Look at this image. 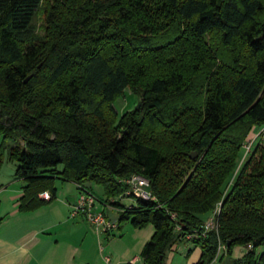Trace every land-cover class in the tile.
Returning <instances> with one entry per match:
<instances>
[{
    "label": "trees",
    "instance_id": "trees-1",
    "mask_svg": "<svg viewBox=\"0 0 264 264\" xmlns=\"http://www.w3.org/2000/svg\"><path fill=\"white\" fill-rule=\"evenodd\" d=\"M45 1L0 0V168L17 162L20 209L47 203L46 189L54 198L57 178L95 183L108 200L133 199L118 225L155 226L145 264H165L185 239L201 249L194 264H211L223 245L219 264H264V139L224 191L264 127V0H59L42 37ZM172 24L183 25L175 40L151 44ZM211 31L233 62L198 79ZM127 88L141 106L119 116ZM133 175L149 180L151 197L131 191ZM235 246L246 253L234 258Z\"/></svg>",
    "mask_w": 264,
    "mask_h": 264
},
{
    "label": "crops",
    "instance_id": "crops-1",
    "mask_svg": "<svg viewBox=\"0 0 264 264\" xmlns=\"http://www.w3.org/2000/svg\"><path fill=\"white\" fill-rule=\"evenodd\" d=\"M14 164L6 157L0 168V264H145L141 254L154 235L153 224L135 227L123 220L117 229L104 232L84 216L72 215L80 188L62 178L56 179L53 199L37 208L21 210L26 181L16 177ZM88 186L94 193L99 187L96 208L108 218L118 221L120 205L133 202L129 197L108 200L103 186ZM183 242L188 243L185 250L189 264L196 263L201 249L192 241H175L171 249L178 250Z\"/></svg>",
    "mask_w": 264,
    "mask_h": 264
},
{
    "label": "rangeland",
    "instance_id": "rangeland-1",
    "mask_svg": "<svg viewBox=\"0 0 264 264\" xmlns=\"http://www.w3.org/2000/svg\"><path fill=\"white\" fill-rule=\"evenodd\" d=\"M59 2V0H46L43 3V6L38 14V16L35 19V25L37 27V32L42 37L47 36V30L45 28V12L46 7L51 5L52 2ZM76 1V0H71ZM176 25V26H175ZM175 26V27H174ZM183 25L179 24H172L167 30H163L160 32V37L153 39V42L151 44H164L166 42H170L175 40L183 30ZM213 31V30H212ZM209 32L206 35V48L207 53L204 56V66L201 67L199 70H197L193 65L191 64V70H197V72L193 75L198 76V79L206 77V74H214L217 69H219V64H228L233 62V52L229 48L225 47L220 39L217 32ZM189 55L192 56V52H188ZM190 56H187L189 58ZM192 59V58H191ZM201 87H203L202 82H200ZM141 101L140 96H138L132 88L125 89L124 93L119 95L114 100V106L116 110L118 111L119 116H122L126 111L131 110L137 106V104ZM264 139V127H255L249 136L247 137V140L245 144L243 145L241 149V155L237 161V168L235 172L230 176V178L227 181V184L225 185V193H228L230 190L232 184L235 182L240 168L243 166V164L248 160L251 153L255 149L258 143L261 142V140ZM14 162V161H13ZM14 165H17V162H15ZM99 185V184H97ZM97 189H95V194H99L98 186H96ZM98 196V195H97ZM100 196V195H99ZM121 201V200H120ZM127 204H129V200L126 201ZM134 202V201H133ZM132 202V203H133ZM125 204V203H124ZM207 222L209 223H215V219L213 218V213L210 215L204 216ZM188 243L183 242L179 243L178 250L171 247L166 252V258H165V264H189V259L186 252V247ZM264 247H260L258 249V252L260 253ZM247 251V248L244 246H235L233 250V257L234 258H240L242 257ZM226 252V248L223 245L220 248L218 258ZM226 254V253H225ZM226 256V255H225ZM218 258L215 259L211 264H219ZM227 258V256L225 257ZM141 264V263H139Z\"/></svg>",
    "mask_w": 264,
    "mask_h": 264
},
{
    "label": "built area",
    "instance_id": "built-area-1",
    "mask_svg": "<svg viewBox=\"0 0 264 264\" xmlns=\"http://www.w3.org/2000/svg\"><path fill=\"white\" fill-rule=\"evenodd\" d=\"M125 182L131 186V191L134 193H137L144 198L151 197V192L148 189L149 180L145 177L133 175L126 179ZM41 196L46 200H51L53 198L52 192L49 189L44 190L41 193ZM96 202V195L90 189L81 187L79 197L73 206L72 215L77 216L80 214L84 216L88 221L101 228L104 232L117 229L118 221L108 218L104 211L97 210ZM214 225L215 223L207 222L206 228L214 227ZM188 238H190V236ZM107 261L110 262V257H107Z\"/></svg>",
    "mask_w": 264,
    "mask_h": 264
},
{
    "label": "water",
    "instance_id": "water-1",
    "mask_svg": "<svg viewBox=\"0 0 264 264\" xmlns=\"http://www.w3.org/2000/svg\"><path fill=\"white\" fill-rule=\"evenodd\" d=\"M141 106V101L137 104V108H139ZM192 157H195V154H191Z\"/></svg>",
    "mask_w": 264,
    "mask_h": 264
}]
</instances>
